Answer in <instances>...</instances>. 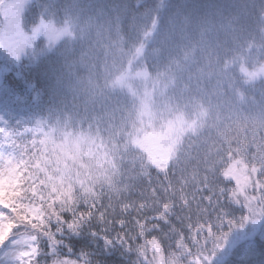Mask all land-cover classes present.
Listing matches in <instances>:
<instances>
[{"label":"trees","instance_id":"obj_1","mask_svg":"<svg viewBox=\"0 0 264 264\" xmlns=\"http://www.w3.org/2000/svg\"><path fill=\"white\" fill-rule=\"evenodd\" d=\"M22 14L26 32L47 17L70 34L48 47L40 39L32 55L18 61L0 54V154L10 143L4 132L26 128L43 153L41 176L53 198L84 187L73 190L58 179L72 154L58 149L55 121L83 113L85 100L101 116L108 108L121 109L122 118L128 110L135 115L139 98L118 79L140 46L138 64L168 84L163 92L162 85L155 88V97L167 99L159 111L182 112L184 103L201 111L164 164L139 148L138 119L124 122L127 146L119 163L91 185L94 196H80L76 215L86 210L83 227L79 235L58 236L62 251L71 249L81 264H148L143 257L155 241L169 264L171 252L184 245L199 261L235 234L228 253L213 264H264V217L258 226H243L245 209L233 198L237 188L223 175L240 155L249 168L260 169L264 197V79L244 73L264 65V0H32ZM101 72L108 76V95L96 88ZM209 100L217 109L214 121L206 119ZM42 122L51 137L41 132ZM247 122L256 131L238 135L235 125ZM16 182L12 177L8 184Z\"/></svg>","mask_w":264,"mask_h":264},{"label":"clouds","instance_id":"obj_2","mask_svg":"<svg viewBox=\"0 0 264 264\" xmlns=\"http://www.w3.org/2000/svg\"><path fill=\"white\" fill-rule=\"evenodd\" d=\"M113 59H118V55H114ZM254 72L253 79L264 78V70L261 68H255ZM153 79L155 78H150L149 82ZM96 88L100 95H108L112 91L108 76L104 72L99 74ZM165 103L167 99L161 96L155 107L159 108ZM206 104V119L214 121L217 118V109L210 100L206 101ZM140 111L137 109L134 115L128 110L122 118L121 109L108 108L101 116L92 109L91 103L85 100L83 113L73 112L70 116L60 117L55 121L54 128L60 149L72 154V162L60 170L58 179L62 178L73 190L84 185L79 194L73 192L69 198H61L59 195L53 198L49 184L41 176L43 153L40 146L27 134L28 130L25 128L24 132H20L12 128L4 132L10 143L4 149L6 155L0 162V182L3 183L0 197L7 192V202L0 203V215L7 217L11 225L18 228L15 236L19 239L35 240L38 234L43 232L52 240L54 247L49 253L47 264H81L71 249L68 253L62 251L63 241L53 236L49 224H54L58 218H62V214L70 215L76 212L81 195H95L91 192V185L101 184L105 174L116 168L121 149L127 146V139L122 135L124 122L138 119ZM167 115L168 113H162L164 117ZM235 129L238 135L256 131L251 122L236 124ZM12 177L17 182L10 186L8 181ZM37 214L38 218L34 219ZM72 232L76 233L75 227ZM171 264H193L187 245L171 252Z\"/></svg>","mask_w":264,"mask_h":264},{"label":"rangeland","instance_id":"obj_3","mask_svg":"<svg viewBox=\"0 0 264 264\" xmlns=\"http://www.w3.org/2000/svg\"><path fill=\"white\" fill-rule=\"evenodd\" d=\"M30 1L32 0H0V54L2 57L8 55V57L10 56L18 61L24 55H32L35 45L40 39L43 40L44 46L48 47L70 34L68 27L56 24L51 18L47 17L41 18L38 26L26 32L22 25V13ZM144 48V45L137 48L132 60L128 62L127 69L118 79V84L127 89L131 87V90H134L137 98H139L138 106L141 111L136 126L137 130L134 133V135L137 134V138H134L139 148L144 151L150 161L164 164L173 155L176 144L181 138L180 135L184 133L185 129L188 131L193 128L199 117L198 115H201V111L185 103L182 112L174 111L170 107H167L166 111H159V108L155 107L162 96L155 97V88L162 85L164 87L162 88L163 92L168 84L166 80L158 81L153 79L149 82L152 77L138 64L143 57ZM259 68L264 70V65ZM1 70L0 68V73ZM244 73L249 75V79L252 81L257 80L253 79L255 76L254 71L252 73H248V71ZM189 111L196 115L193 116ZM162 113H168V115L164 117ZM38 124L42 126L41 132L48 137L50 133L44 123ZM53 141L54 139L51 138V142ZM58 149L62 151L59 143ZM4 156L0 154V162L3 161ZM259 172L260 169L258 167L249 168L240 155H234L223 174L224 177L232 180L237 188L233 198L236 204L242 205L243 209H245L246 215L243 223L245 227L251 228L263 222L264 197L261 194L262 186L258 176ZM234 236L235 234L221 239L213 250L202 253L204 255L200 257L199 261L193 260V264H213L222 261V258L228 253L234 243ZM212 239L210 238L208 242ZM148 245V250L143 257L144 262L148 264L149 262L151 264H166L160 245L155 241ZM169 264L171 263L169 262Z\"/></svg>","mask_w":264,"mask_h":264},{"label":"snow or ice","instance_id":"obj_4","mask_svg":"<svg viewBox=\"0 0 264 264\" xmlns=\"http://www.w3.org/2000/svg\"><path fill=\"white\" fill-rule=\"evenodd\" d=\"M85 216L86 210H79V217L76 212L71 215L62 214V218L56 220L55 227L53 224H49V228L53 236L59 240L58 236L63 235L65 231L73 233V227H75L76 233H79L83 227ZM90 221L91 216L89 215L88 222L90 223ZM35 222L33 221V223ZM41 222L43 223V221ZM16 231L18 228H14L7 217L0 215V264H47L45 258H48L54 247L52 240L43 232L39 233L35 240L19 239L15 236ZM89 235L97 238L95 232L90 231ZM108 239L110 240V238Z\"/></svg>","mask_w":264,"mask_h":264}]
</instances>
